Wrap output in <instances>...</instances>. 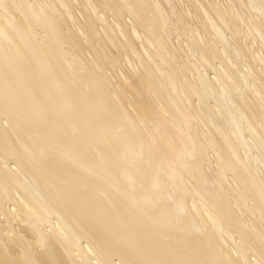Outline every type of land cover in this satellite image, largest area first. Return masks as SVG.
Segmentation results:
<instances>
[{
    "label": "bare ground",
    "instance_id": "bare-ground-1",
    "mask_svg": "<svg viewBox=\"0 0 264 264\" xmlns=\"http://www.w3.org/2000/svg\"><path fill=\"white\" fill-rule=\"evenodd\" d=\"M0 264H264V0H0Z\"/></svg>",
    "mask_w": 264,
    "mask_h": 264
}]
</instances>
